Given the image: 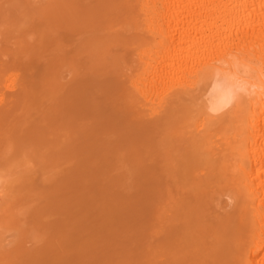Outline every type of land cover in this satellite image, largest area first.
<instances>
[{
	"label": "rangeland",
	"instance_id": "rangeland-1",
	"mask_svg": "<svg viewBox=\"0 0 264 264\" xmlns=\"http://www.w3.org/2000/svg\"><path fill=\"white\" fill-rule=\"evenodd\" d=\"M120 1L0 0V264H185L194 108L184 98L156 118L144 110L129 88L145 67L138 37L99 56L125 17ZM182 82H155L153 100Z\"/></svg>",
	"mask_w": 264,
	"mask_h": 264
},
{
	"label": "bare ground",
	"instance_id": "bare-ground-1",
	"mask_svg": "<svg viewBox=\"0 0 264 264\" xmlns=\"http://www.w3.org/2000/svg\"><path fill=\"white\" fill-rule=\"evenodd\" d=\"M128 2L121 3L125 17L101 40L98 55L112 45H134L138 37L134 59L145 67L129 88L144 110L156 118L184 98L194 108L185 139L184 263L264 264V0ZM146 37L154 43L146 46ZM152 71L153 81H146ZM183 73V85L153 100L155 82ZM134 99L126 101L132 111Z\"/></svg>",
	"mask_w": 264,
	"mask_h": 264
}]
</instances>
